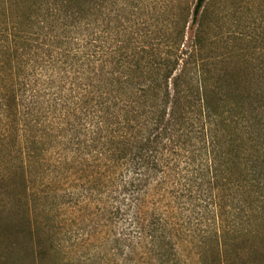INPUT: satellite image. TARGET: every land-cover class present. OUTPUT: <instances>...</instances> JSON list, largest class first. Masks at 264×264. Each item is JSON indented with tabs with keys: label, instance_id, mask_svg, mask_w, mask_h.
<instances>
[{
	"label": "trees",
	"instance_id": "obj_1",
	"mask_svg": "<svg viewBox=\"0 0 264 264\" xmlns=\"http://www.w3.org/2000/svg\"><path fill=\"white\" fill-rule=\"evenodd\" d=\"M108 1L0 0V205L43 257L77 225L96 264H180L196 233L234 264L264 227V49L222 43L210 0L123 40Z\"/></svg>",
	"mask_w": 264,
	"mask_h": 264
},
{
	"label": "rangeland",
	"instance_id": "obj_2",
	"mask_svg": "<svg viewBox=\"0 0 264 264\" xmlns=\"http://www.w3.org/2000/svg\"><path fill=\"white\" fill-rule=\"evenodd\" d=\"M117 3L115 7L114 0L108 1V18L110 26L114 27L115 10L119 11L117 24L123 40L129 38L130 28L138 24L136 32H147L150 37L146 39L157 41L171 25L172 15H178L184 7H193L196 0H117ZM208 8L214 34L221 38L222 43L228 41L242 51L247 50V53L255 43L264 49V0H210ZM143 23L148 27L145 30ZM65 193L60 191V195ZM11 204L0 205V264H96L92 258L93 248L90 249L88 243L85 247L77 245V231L82 233L77 225H67L64 230L67 236L63 239L58 237L60 239L53 245L55 248L41 256L29 234L21 230L25 229L24 212L16 209V214L12 215ZM30 206L33 208L31 203ZM93 206L101 207L102 204L95 202ZM64 214L67 211L60 215ZM54 226L53 232H58L59 227L56 223ZM251 231L254 234L249 237L248 244L239 245L240 257L236 256L234 264H264V227H251ZM214 239L213 235L202 233L186 236L176 246L179 263L211 264L217 249Z\"/></svg>",
	"mask_w": 264,
	"mask_h": 264
}]
</instances>
